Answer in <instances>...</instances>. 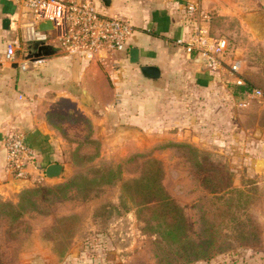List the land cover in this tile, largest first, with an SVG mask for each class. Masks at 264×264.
<instances>
[{"label": "rangeland", "instance_id": "obj_1", "mask_svg": "<svg viewBox=\"0 0 264 264\" xmlns=\"http://www.w3.org/2000/svg\"><path fill=\"white\" fill-rule=\"evenodd\" d=\"M214 2L211 33L228 41L226 68L240 60L263 95L234 94L230 74L225 86L200 88L182 68L159 86L139 83L155 116L142 144L101 142L74 102L57 101L64 172L44 173L15 202L0 197V264H264V173L249 170L256 161L264 170V29L253 26L264 23V0ZM153 160L192 224L191 250L205 258L158 242L143 197L124 188Z\"/></svg>", "mask_w": 264, "mask_h": 264}, {"label": "crops", "instance_id": "obj_2", "mask_svg": "<svg viewBox=\"0 0 264 264\" xmlns=\"http://www.w3.org/2000/svg\"><path fill=\"white\" fill-rule=\"evenodd\" d=\"M191 1L195 0H112L110 6H105L99 0L98 6L102 11L126 16L135 26L128 50L118 54L120 67L113 75L98 62L89 61L79 54L61 53L58 49L50 57L30 62L27 70H22L18 62L0 63V197L15 202L21 189L33 181L16 186L7 170L4 140L11 129L19 128L26 133L28 143L37 154V167L44 173L49 164L62 162L67 144L58 131L60 125L54 119V112L61 109L54 105L57 101L68 99L74 102L79 112L90 119L94 134L101 142L142 144L148 140L146 126L155 116L150 100L139 97L146 94L139 83L148 87L159 86L161 81L182 68L192 71L200 88L207 89L212 84L225 86L230 77L229 68L225 66L219 72L208 71L189 55L184 44L178 42L190 33L186 6ZM199 1L203 10L211 15L217 8L214 0ZM14 12L15 5L11 0H0V55L4 54L8 42L17 36L11 25ZM45 14L57 17L56 34L65 32L61 5L52 6ZM6 18L10 19L9 29L3 25ZM131 46L140 50L139 64L130 62ZM142 65L158 66L160 78L144 76ZM83 90L92 97V106L82 103ZM61 126L72 124L62 121ZM166 135L169 134L163 131V135L156 136ZM260 144L264 147V138ZM257 162L249 170L264 173L258 169ZM31 170L37 174L36 169Z\"/></svg>", "mask_w": 264, "mask_h": 264}, {"label": "built area", "instance_id": "obj_3", "mask_svg": "<svg viewBox=\"0 0 264 264\" xmlns=\"http://www.w3.org/2000/svg\"><path fill=\"white\" fill-rule=\"evenodd\" d=\"M15 5V12L11 16V25L17 36L10 40L4 54L0 55V63L18 62L22 70L30 68V62L43 59L16 60L20 55L28 52L32 42H45L58 49L61 53L79 54L89 61H95L107 68L113 75L120 65L119 53L128 50L130 38L135 31L132 21L121 14H109L102 11L99 0H11ZM54 5H61L64 9L65 32L55 33L58 22L56 16H48L45 11ZM190 33L178 40L184 44L189 55L202 56L206 63L202 64L210 72H219L225 67V55L228 41L225 37H215L210 32L212 16L201 6L199 0L191 1L186 6ZM45 20H52L54 29L39 30L38 26ZM233 81L239 85H246L241 76V61H234L229 69ZM245 96L261 97L262 90L253 89L244 93ZM6 150L7 170L14 181L30 182L44 176V171L37 167L35 150L27 141L26 133L19 129H11L4 140ZM31 169H36L34 175Z\"/></svg>", "mask_w": 264, "mask_h": 264}, {"label": "trees", "instance_id": "obj_4", "mask_svg": "<svg viewBox=\"0 0 264 264\" xmlns=\"http://www.w3.org/2000/svg\"><path fill=\"white\" fill-rule=\"evenodd\" d=\"M246 85H239L232 82L233 93L243 94L258 88L242 76ZM152 169L139 179L126 182L124 188L129 189L134 186L143 200L138 203L150 214L148 224L150 229L160 236V243L166 245H176L179 248L178 254L188 261L205 258L204 252L196 253L191 250L189 233L191 232V222L184 212V208L179 205L164 189L162 184V168L158 161H152ZM23 198V196L21 197ZM168 258V256H166Z\"/></svg>", "mask_w": 264, "mask_h": 264}, {"label": "water", "instance_id": "obj_5", "mask_svg": "<svg viewBox=\"0 0 264 264\" xmlns=\"http://www.w3.org/2000/svg\"><path fill=\"white\" fill-rule=\"evenodd\" d=\"M105 6H110L112 0H101ZM4 28L9 29L10 28V19L6 18L4 20ZM253 26L256 28L257 31H261L264 29V23L263 22H255ZM39 30H52L54 29L52 20H45L41 22L38 26ZM58 52L52 45L46 44L45 42H32L28 46V52L23 53L20 55V52H17L16 60L19 58L23 59H30L32 61L38 60V59H44L47 57L52 56ZM129 59L130 62L133 64H139L140 63V50L137 47L131 46L129 48ZM195 61L201 64H205L206 60L202 56H198L195 58ZM141 71L147 78L151 79H159L161 76V71L158 66L155 65H142ZM81 101L86 106H92L93 99L88 93V91L83 90L81 94ZM64 172V165L58 162H54L49 164L45 169V175L48 178H57L60 177ZM24 181H16L15 185L20 186L24 184Z\"/></svg>", "mask_w": 264, "mask_h": 264}]
</instances>
